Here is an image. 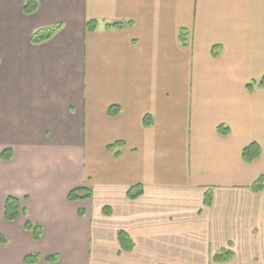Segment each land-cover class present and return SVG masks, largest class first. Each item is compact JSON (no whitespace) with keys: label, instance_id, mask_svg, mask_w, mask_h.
I'll return each instance as SVG.
<instances>
[{"label":"crops","instance_id":"0c3cea01","mask_svg":"<svg viewBox=\"0 0 264 264\" xmlns=\"http://www.w3.org/2000/svg\"><path fill=\"white\" fill-rule=\"evenodd\" d=\"M25 3L0 0V264H264V90L246 89L264 76V0ZM120 22L133 25L106 29ZM80 188L92 197L69 201ZM10 197L27 217L6 221Z\"/></svg>","mask_w":264,"mask_h":264},{"label":"trees","instance_id":"16d2710c","mask_svg":"<svg viewBox=\"0 0 264 264\" xmlns=\"http://www.w3.org/2000/svg\"><path fill=\"white\" fill-rule=\"evenodd\" d=\"M38 0H26L25 3V14L26 15H32L38 11ZM133 23H113V24H107L106 29L108 31L111 30H122L125 29L126 27L132 26ZM63 28L62 24H57L54 27L47 28L44 30L38 31L34 36L32 37V42L34 44H41L44 43L47 40H50L58 31H60ZM86 28L89 32H94L98 29V23L97 22H88L86 25ZM180 41L183 47H187V37L185 32L182 31L181 36H180ZM221 53V48L220 47H214L212 49V56L214 58L219 57ZM246 89L249 93H254L258 89L264 90V76L260 80H254L250 83L247 84ZM121 110L119 108H114L112 107L109 110V116L114 117L118 114H120ZM144 124L147 127H151L153 122L152 118L149 116H146L144 119ZM218 132L222 136H228L229 135V130L223 126H220L218 128ZM125 147V144L123 142H116L113 144H110L107 146L106 150L108 153H112L116 159H119L121 157L122 149ZM262 154L261 148L259 147L258 144L254 143L251 144L250 146L246 147L243 150V160L246 163H252L256 161L258 158H260ZM13 158V154L11 151L7 150L2 153V160L4 161H10ZM253 191L254 192H261L264 190V178H260L256 184L253 186ZM143 194V187L141 185L135 186L131 188L128 192V197L131 199H136L140 197ZM92 197V193L89 189L87 188H80L73 190L69 195H68V200L71 202L75 201H85L89 200ZM212 205V197L209 194L205 195L204 198V206L205 207H210ZM80 216H84L85 214L80 211L79 213ZM21 217H27V212L24 210L21 206L20 201L17 198L10 197L6 200V205H5V219L7 222H15ZM25 228L27 231L31 232L33 235V238L35 241H39L42 236V229L41 227L34 225L30 223L29 221L26 223ZM118 241L120 243L121 249L123 251H132L134 248V243L132 242V239L128 234L125 232H120L118 234ZM6 240L5 238L0 235V244H5ZM233 259V254L231 252H223L220 254H217L214 256V261L217 263H226L229 262ZM50 260L54 261L55 258H50ZM26 262L28 264H36L38 262L37 256H31L26 259Z\"/></svg>","mask_w":264,"mask_h":264}]
</instances>
